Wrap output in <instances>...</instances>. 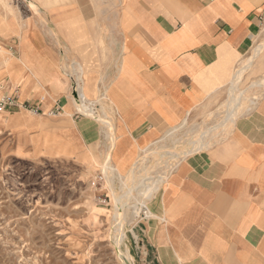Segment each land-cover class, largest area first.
<instances>
[{
  "label": "crops",
  "instance_id": "obj_1",
  "mask_svg": "<svg viewBox=\"0 0 264 264\" xmlns=\"http://www.w3.org/2000/svg\"><path fill=\"white\" fill-rule=\"evenodd\" d=\"M14 7L15 19L0 13L14 27L0 31V43L17 53L9 70L0 63V87L20 91L22 108L0 125L14 150L27 158L66 153L91 165L111 150L123 176L159 152L158 161L143 159L142 172L162 183L143 222L156 263L264 264V92L246 109L244 96L232 103L230 94L262 32L264 0H77L58 11L20 0ZM78 102L95 103L96 115L113 125L109 148L102 124ZM45 110L59 114L47 118Z\"/></svg>",
  "mask_w": 264,
  "mask_h": 264
},
{
  "label": "rangeland",
  "instance_id": "obj_2",
  "mask_svg": "<svg viewBox=\"0 0 264 264\" xmlns=\"http://www.w3.org/2000/svg\"><path fill=\"white\" fill-rule=\"evenodd\" d=\"M43 1L47 7L58 11L77 0ZM21 9L28 14L24 5ZM0 13L12 14L15 19L14 0H0ZM48 24L51 27L49 17ZM0 31H14L4 16L0 19ZM16 42V38L10 41L14 46ZM263 42L264 24L254 45ZM8 47L0 43V58L2 62L7 60L1 66L5 68H10L17 56L16 48ZM251 53L252 50L242 62L251 58ZM2 72L0 69V74ZM262 78L264 50L250 71L243 75L238 94L243 93L244 109L251 98L264 92V87L252 86ZM16 86L7 84L6 90L12 94ZM85 96L89 99L87 88ZM91 103L95 107V103ZM98 104L102 105V101ZM8 113L0 116V125L10 117ZM58 114L57 110L44 112L45 117L52 119ZM14 144L13 135L0 126V264H157L152 249L143 241L144 220L135 217L136 222H128L134 216L128 212L129 205L120 208L124 212L123 229L121 235H115L117 208L114 201L122 193L121 180L132 178L133 170L128 176L118 173L112 163L111 150L104 152L101 165H91L82 161L84 157L58 155V152L53 156L40 152L27 158L14 150ZM99 154L98 148L90 153L94 157ZM143 159L141 157L137 164L143 163ZM149 159L158 161L159 152L147 155ZM107 162L118 174L116 195L107 185L103 172V164ZM130 184L133 185V181ZM155 184L157 182L148 180L143 189L149 191ZM135 193L132 191L129 199Z\"/></svg>",
  "mask_w": 264,
  "mask_h": 264
},
{
  "label": "bare ground",
  "instance_id": "obj_3",
  "mask_svg": "<svg viewBox=\"0 0 264 264\" xmlns=\"http://www.w3.org/2000/svg\"><path fill=\"white\" fill-rule=\"evenodd\" d=\"M18 2H20V0H14V4H16ZM41 22L44 24L45 23V20L41 19ZM263 50H264V42L263 43H260V44H257L255 46V48L253 49V51H252V57L249 58L247 61L241 63V66L237 70L236 76H234L235 79L232 82V86H231V89H230V94L232 96V103L233 102H238L239 99H240V97L243 95V93L238 94V93L241 92V91H239L240 90L239 87H240V84H241L243 75L245 74V72H247L248 70H250V68L253 66L256 58L260 55V53H262ZM1 52H3V51H1ZM6 61L7 60H3V62H2V58H0V63L1 64L4 63V62H6ZM7 70H9V68H7ZM76 73H78L79 78H81L80 77L81 71L80 70H76ZM252 86L254 88H255V86L257 88L258 87H264V78L258 80V82H254V84ZM81 91H82V89H81V87H79V93H80V95H81ZM227 103H226V107H228ZM76 105H77V108H78L79 112H81V113H83V114H85L87 116H90V117L96 119L98 122H100L102 124V126L104 128V133H105V136H106L107 147L109 148L110 145H112L113 140H114L112 138V134H111L112 131H113V125L110 122H108L107 120H105L104 117L97 116L96 115L97 112L95 113L92 104L91 105L90 104L89 105H86V103H84V102H82V103L81 102H78V103H76ZM223 106H224V104H223ZM237 106H239V105H237ZM255 106H256V104H255ZM240 109H241V107H240ZM236 111L237 110H235V112ZM239 113H240V111H239ZM230 120H232V119H230ZM218 136H219V134H218ZM210 140H212V139H210ZM145 160H147V157H146V159L144 158V161ZM142 165H143V163H139V164L136 165V167L133 169L132 178H127V179L121 180L122 186H121V189L120 190L122 191V193L114 201L115 206L117 208L116 214H115V223L117 225L114 227L115 235L117 237H118V235H121V230L123 229V224H122L123 217H122V213H124V212H122L121 209H120L122 206H128L129 205L130 206L129 207L130 210H128V212H130V213L132 212L131 214L134 215V216H132L130 218V220L128 222H132V221L136 222L138 219L145 220V219H148V218L151 217V214H150V212L148 211V208H147V204L153 198V196L157 193V191L159 190V188L161 186V183L155 184V186H153L151 189H149V191L143 189V187H144L143 185H144L145 182H147L148 177H145L146 175H143L142 172L144 171V169L142 168ZM103 167H104L103 172H104V175H105L106 180H107V185L111 187L113 194L116 195L115 183L117 181V175L118 174L114 170V168L112 167L111 163H109V162L103 164ZM159 170H160V168H159ZM131 181H133V185L130 184ZM134 190L136 191V193L134 194V196H133L132 199L131 198L129 199V197H132L131 192L134 191ZM135 217H137L138 219L137 220L134 219ZM126 222H127V220H126Z\"/></svg>",
  "mask_w": 264,
  "mask_h": 264
},
{
  "label": "built area",
  "instance_id": "obj_4",
  "mask_svg": "<svg viewBox=\"0 0 264 264\" xmlns=\"http://www.w3.org/2000/svg\"><path fill=\"white\" fill-rule=\"evenodd\" d=\"M7 84L0 87V116L11 111H16L22 108V104L18 102L19 89L15 88L12 94L7 95L6 92ZM52 115H54L52 113Z\"/></svg>",
  "mask_w": 264,
  "mask_h": 264
}]
</instances>
